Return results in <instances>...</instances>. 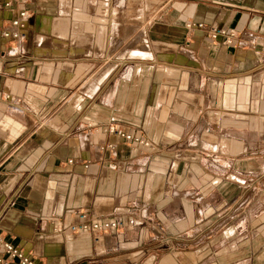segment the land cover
<instances>
[{
    "label": "crops",
    "instance_id": "0c3cea01",
    "mask_svg": "<svg viewBox=\"0 0 264 264\" xmlns=\"http://www.w3.org/2000/svg\"><path fill=\"white\" fill-rule=\"evenodd\" d=\"M20 8L0 234L41 264H264V0H0V29ZM80 210L123 225L94 241Z\"/></svg>",
    "mask_w": 264,
    "mask_h": 264
},
{
    "label": "built area",
    "instance_id": "2783aa9c",
    "mask_svg": "<svg viewBox=\"0 0 264 264\" xmlns=\"http://www.w3.org/2000/svg\"><path fill=\"white\" fill-rule=\"evenodd\" d=\"M19 3H23L25 0H17ZM5 6H9V2H4ZM27 17L26 10L20 8L16 14L7 20V23L0 29V34L7 40H12L15 43H19L24 40L25 34L22 31L24 27V21ZM199 28H206L207 33L213 39L219 37H225V42L230 43L234 37L233 30L226 31L217 27H204L202 23H196ZM21 47L15 45V47L9 46L7 52L10 54H16L21 52ZM110 132L117 136L119 139L127 142L129 145H142L148 146L149 142L139 134H132L128 131L118 128H111ZM107 148H114V144L109 143ZM71 162V160H69ZM87 166V162L84 163ZM122 222L116 218H107L99 220L96 216L90 215L86 210H80L76 213V220L69 223L66 229L72 233H83L89 231L93 235V240L98 241L100 236L106 231L117 229L122 227ZM0 264H41L24 249L14 244L12 241L4 238L0 234Z\"/></svg>",
    "mask_w": 264,
    "mask_h": 264
}]
</instances>
